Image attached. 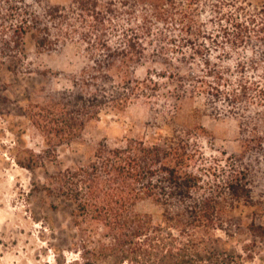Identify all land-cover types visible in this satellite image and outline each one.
Returning <instances> with one entry per match:
<instances>
[{
    "label": "trees",
    "instance_id": "1",
    "mask_svg": "<svg viewBox=\"0 0 264 264\" xmlns=\"http://www.w3.org/2000/svg\"><path fill=\"white\" fill-rule=\"evenodd\" d=\"M26 1L0 0V61L23 57L28 33L38 52L73 42L88 59L69 76V89L26 106L49 153L78 138L103 112L157 97L162 79L174 83L176 100L201 93L210 110L227 106L242 119L239 153L215 148L202 125L175 126L157 142L104 139L86 163L50 174L55 187L46 190L70 209L80 264L102 256L112 264H152L154 257L162 264H235L233 254L217 250L216 239L195 244L194 237L223 229L222 214L238 203L264 209V177L255 172L264 162V137H257L259 125L264 129V67L254 65L264 63V2L70 0L45 5L40 17ZM204 7L212 14L207 22ZM226 46L248 47L256 75H244L238 63L231 78L210 60L212 49ZM196 59L200 67H189ZM147 61L165 69L138 78L137 66ZM143 200L163 208L164 225L136 210ZM246 229L264 236L263 225Z\"/></svg>",
    "mask_w": 264,
    "mask_h": 264
},
{
    "label": "rangeland",
    "instance_id": "2",
    "mask_svg": "<svg viewBox=\"0 0 264 264\" xmlns=\"http://www.w3.org/2000/svg\"><path fill=\"white\" fill-rule=\"evenodd\" d=\"M247 1L254 6L264 2ZM69 2L26 1L40 17L45 5ZM205 11L201 18L207 22L212 14L207 13L206 7ZM81 47L80 43L67 42L55 49L38 52L28 33L24 37L23 57L0 61V264H80L70 209L55 194L50 195L46 187H55L49 180L50 174L86 163L104 139L109 144L126 137L157 142L171 135L175 126L202 125L211 134L212 143L218 150L228 153L242 150V119L238 113L221 105L210 110L201 93L176 100L172 93L174 83L162 79L157 97L135 100L121 112H103L98 119L87 123L78 138L58 146L54 155L49 153L41 135L26 117L25 109L28 103L41 101L52 91L71 87L69 76L78 74L88 63ZM251 59L250 49L242 46L212 49L210 55L213 63L222 65L232 74L231 78L238 73V63L241 70L244 69V75H256L251 70ZM194 62L198 65L189 67L199 68L198 59ZM254 65L264 67L263 62ZM152 68L161 71L165 66L143 62L137 66L135 74L144 78L146 71ZM186 70L187 66H183L182 71ZM195 71L200 74L198 69ZM258 130L257 137H264L261 125ZM255 172L264 177V162L255 167ZM136 210L148 214L154 225H164L160 205L143 200ZM222 223L223 229L197 234L195 244L211 243L216 239L217 250L233 254L235 264H264V236H254L246 229L249 223L264 226L262 206L238 203L222 214ZM151 260H154L152 264H162L156 257ZM95 264H112V260L102 256Z\"/></svg>",
    "mask_w": 264,
    "mask_h": 264
}]
</instances>
